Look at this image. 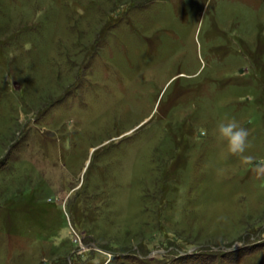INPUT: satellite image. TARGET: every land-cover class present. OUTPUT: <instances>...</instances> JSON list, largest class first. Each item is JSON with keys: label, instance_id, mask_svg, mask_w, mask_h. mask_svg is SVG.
I'll return each instance as SVG.
<instances>
[{"label": "rangeland", "instance_id": "obj_1", "mask_svg": "<svg viewBox=\"0 0 264 264\" xmlns=\"http://www.w3.org/2000/svg\"><path fill=\"white\" fill-rule=\"evenodd\" d=\"M225 117L264 159V0H0V264H264Z\"/></svg>", "mask_w": 264, "mask_h": 264}, {"label": "clouds", "instance_id": "obj_2", "mask_svg": "<svg viewBox=\"0 0 264 264\" xmlns=\"http://www.w3.org/2000/svg\"><path fill=\"white\" fill-rule=\"evenodd\" d=\"M215 135L229 155L240 158L245 164L252 166L253 171L264 174V159H257L248 154L252 147L249 139L251 132L248 128L242 126L234 117H225L217 123Z\"/></svg>", "mask_w": 264, "mask_h": 264}]
</instances>
